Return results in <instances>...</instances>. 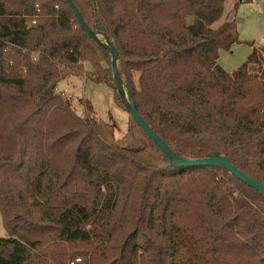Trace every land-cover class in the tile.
I'll return each mask as SVG.
<instances>
[{"label": "trees", "instance_id": "16d2710c", "mask_svg": "<svg viewBox=\"0 0 264 264\" xmlns=\"http://www.w3.org/2000/svg\"><path fill=\"white\" fill-rule=\"evenodd\" d=\"M72 1L175 154L264 184V47L221 67L243 44L227 0ZM83 76L114 83L112 57L65 0H0V264H264V196L223 167L172 166L131 116L117 138L77 115L58 86Z\"/></svg>", "mask_w": 264, "mask_h": 264}, {"label": "rangeland", "instance_id": "374dc122", "mask_svg": "<svg viewBox=\"0 0 264 264\" xmlns=\"http://www.w3.org/2000/svg\"><path fill=\"white\" fill-rule=\"evenodd\" d=\"M225 19L236 21L239 38L243 42L232 46L230 51L223 50L220 54L221 67L227 72H233L248 60L252 51L250 43H254L257 48L264 47V0H227L224 18L220 23ZM193 22V18L187 19L188 24ZM84 67L87 71L92 69L90 64H85ZM251 71L257 72L258 66L251 67ZM135 80L138 81V75ZM109 84L114 85L110 78ZM110 85L94 84L85 76L71 77L59 84L58 93L70 100L77 115L85 117L88 113H93L95 117L113 124L116 127V137L122 138L129 129L130 115L118 105L115 99L116 92ZM7 237L9 233L5 229L0 212V238Z\"/></svg>", "mask_w": 264, "mask_h": 264}, {"label": "water", "instance_id": "95a60500", "mask_svg": "<svg viewBox=\"0 0 264 264\" xmlns=\"http://www.w3.org/2000/svg\"><path fill=\"white\" fill-rule=\"evenodd\" d=\"M70 9L74 13L76 20L80 28L93 40L105 47L112 57V70L114 77V86L123 102L127 112L134 119V121L140 126V128L148 135V137L161 149L166 159L174 167L186 168V167H223L234 175L238 180L247 184L248 186L256 189L264 196V184L260 181L249 177L245 173L235 168L230 160L218 153L210 155L208 158L200 160H185L175 154L171 148L160 138L153 129L145 122V120L139 114L129 92L123 83L121 75L119 73V52L114 44L102 33H96L89 29L85 23L81 13L72 0H65Z\"/></svg>", "mask_w": 264, "mask_h": 264}, {"label": "crops", "instance_id": "0c3cea01", "mask_svg": "<svg viewBox=\"0 0 264 264\" xmlns=\"http://www.w3.org/2000/svg\"><path fill=\"white\" fill-rule=\"evenodd\" d=\"M234 46H235V45H233V47H234ZM233 47H232V48H233ZM255 47H256V46H255ZM222 51H223V50H222ZM222 51H221V52H222ZM252 51H253V48H252ZM252 51H251V53H252ZM221 52H220V54H221ZM219 60H220V59H219ZM251 67H253V66H251ZM251 67H250V68H251ZM223 69H224V68H223ZM224 70H225V69H224ZM229 73H231V72H229Z\"/></svg>", "mask_w": 264, "mask_h": 264}, {"label": "built area", "instance_id": "2783aa9c", "mask_svg": "<svg viewBox=\"0 0 264 264\" xmlns=\"http://www.w3.org/2000/svg\"><path fill=\"white\" fill-rule=\"evenodd\" d=\"M35 23V22H34Z\"/></svg>", "mask_w": 264, "mask_h": 264}]
</instances>
